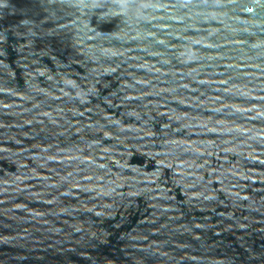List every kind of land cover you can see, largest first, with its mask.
<instances>
[{
	"label": "water",
	"instance_id": "obj_1",
	"mask_svg": "<svg viewBox=\"0 0 264 264\" xmlns=\"http://www.w3.org/2000/svg\"><path fill=\"white\" fill-rule=\"evenodd\" d=\"M0 264H264V0H0Z\"/></svg>",
	"mask_w": 264,
	"mask_h": 264
}]
</instances>
